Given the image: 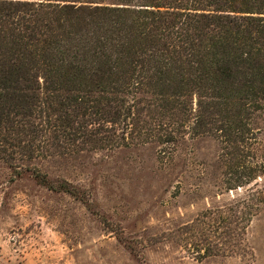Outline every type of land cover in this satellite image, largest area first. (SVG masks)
I'll return each mask as SVG.
<instances>
[{
  "label": "trees",
  "instance_id": "obj_1",
  "mask_svg": "<svg viewBox=\"0 0 264 264\" xmlns=\"http://www.w3.org/2000/svg\"><path fill=\"white\" fill-rule=\"evenodd\" d=\"M263 106L264 0H0V162L18 176L78 196L33 161L212 136L238 189L264 174Z\"/></svg>",
  "mask_w": 264,
  "mask_h": 264
},
{
  "label": "rangeland",
  "instance_id": "obj_2",
  "mask_svg": "<svg viewBox=\"0 0 264 264\" xmlns=\"http://www.w3.org/2000/svg\"><path fill=\"white\" fill-rule=\"evenodd\" d=\"M252 126L253 161L264 163V106ZM31 165L78 196L0 162V264H264V174L228 190L229 164L215 137L188 136L175 149L146 143L52 155ZM234 202L239 234L230 243L222 226Z\"/></svg>",
  "mask_w": 264,
  "mask_h": 264
}]
</instances>
